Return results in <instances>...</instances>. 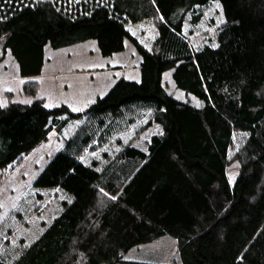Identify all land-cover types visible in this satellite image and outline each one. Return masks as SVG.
<instances>
[{"label":"trees","instance_id":"16d2710c","mask_svg":"<svg viewBox=\"0 0 264 264\" xmlns=\"http://www.w3.org/2000/svg\"><path fill=\"white\" fill-rule=\"evenodd\" d=\"M211 1L0 0V60L8 52L21 77L39 74L46 47L87 39L101 56L128 40L140 58L137 81L118 78L84 111L41 99L0 105V169L79 121L31 183L68 200L9 264H121L163 234L176 239L179 264H264V0H214L215 44L192 49L183 25L191 33ZM140 20L155 23L148 48L127 29ZM140 107L160 133L144 151L126 146L99 169L79 160ZM233 131L247 139L230 183Z\"/></svg>","mask_w":264,"mask_h":264},{"label":"rangeland","instance_id":"374dc122","mask_svg":"<svg viewBox=\"0 0 264 264\" xmlns=\"http://www.w3.org/2000/svg\"><path fill=\"white\" fill-rule=\"evenodd\" d=\"M216 3L213 0L197 9L201 17L191 33L187 32L188 24L183 25L182 35L192 49L203 44L214 46L216 31L223 21ZM127 29L145 48L152 45L156 35L154 21L140 20L127 25ZM139 59L128 40H124L123 50L101 56L95 42L87 39L57 49L46 47L39 74L21 77L15 61L6 52L0 60V105L41 99L46 108L63 104L73 112H81L118 78L137 81ZM163 78L171 83L169 72ZM174 90L177 96L182 94ZM150 119L148 107L130 108L114 119L115 123L102 133L101 140L93 141L79 160L85 164L94 161L99 169L126 146L144 151L149 137L160 134ZM78 124L76 120L66 123L60 131L53 129L28 154L0 169V264H9L60 211L61 202L68 200L58 190L39 191L31 183L64 140L74 136ZM246 139V133L233 131L226 166L230 183L237 173L238 155ZM122 259L128 263L121 264H179L176 239L160 235L131 248Z\"/></svg>","mask_w":264,"mask_h":264}]
</instances>
